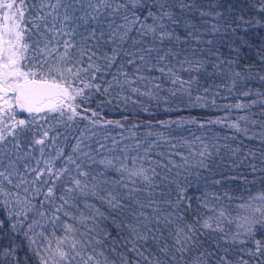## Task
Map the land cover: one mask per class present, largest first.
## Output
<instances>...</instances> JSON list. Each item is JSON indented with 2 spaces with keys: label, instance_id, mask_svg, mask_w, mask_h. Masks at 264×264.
<instances>
[{
  "label": "snow or ice",
  "instance_id": "obj_1",
  "mask_svg": "<svg viewBox=\"0 0 264 264\" xmlns=\"http://www.w3.org/2000/svg\"><path fill=\"white\" fill-rule=\"evenodd\" d=\"M252 7L264 17V0ZM233 12L228 0H0V239L9 238L3 264H19V236L36 264H264V189H246L234 206L222 203L234 199L227 191L189 193L200 188L190 176L199 179V170L223 162L218 143L193 134L188 154L176 153L182 162L162 163L151 158L156 142L141 152L136 124L119 140L99 134L125 126L105 118L106 106L141 104L139 97L177 103L165 111L215 107L208 94L219 95L221 85H202V73L227 79L229 93L252 95L244 88L251 68L237 70L238 59H225L220 46L240 28L264 25ZM230 51L238 57L239 49ZM256 96L226 107L264 105V92ZM158 123L227 126L264 145V122L253 132L249 125L258 122L249 115ZM224 147L229 168L248 161L264 184V151Z\"/></svg>",
  "mask_w": 264,
  "mask_h": 264
},
{
  "label": "trees",
  "instance_id": "obj_2",
  "mask_svg": "<svg viewBox=\"0 0 264 264\" xmlns=\"http://www.w3.org/2000/svg\"><path fill=\"white\" fill-rule=\"evenodd\" d=\"M228 2L233 6L234 15H243L246 19H256L260 20L261 24L264 25V17L252 7L255 0H228ZM239 37V38H238ZM230 46L232 48L239 49V55L237 53L230 51ZM264 48V26H253L249 27L247 31L242 28L238 29L235 35L229 34L223 38L222 44L220 46V51L223 53L225 59H238V64L235 65L237 70H244L250 67L253 79H250L244 85V88L250 89L252 95L244 97L240 95V90L233 93H229L227 88L223 85L228 84L227 79H221L220 76H213L208 74H201V84L214 88L215 85H221L218 89L219 95H215V91L209 92L210 98H215L216 106L213 107L209 105L207 108L198 107H184L179 105L181 111H165L166 107H177V103L165 104L163 101L157 103L156 101H150L146 97H139L141 104H132L129 102L127 106L119 104L118 106L114 103L113 105L106 106L103 109L105 118L113 120H121L124 123V128H109L99 130V134L104 136L107 133L109 136H115L117 140L121 139V134L123 136L130 135V129L132 125L136 124L138 127L132 129L136 131V140L142 142L141 152L143 149L148 147L149 142H156L155 147L152 149L151 158L161 161L162 163H168L169 160H174L177 163L182 162L181 157L176 155V153H181L183 155L188 154V148L185 141H192L195 136L202 137L205 142L213 141L221 146V155L224 157L223 162L219 159L215 162L212 172H207L204 170H199L201 172V177L190 176V179L200 185V188L191 187L189 193L193 196H200L203 191L207 190L209 192H215L223 196L224 192H229L233 196L231 202L224 200L222 203H231L233 206L240 201L235 199L237 197H247L249 193L246 189H251L252 193L255 194L262 189H264V184L261 183L260 173H250L248 168V161H245L238 169L229 168L228 165L231 163L230 153L224 145H229L231 147H241L244 152L248 150L256 151L258 154L264 151V145L257 140H249L239 133L227 126H221L217 124H206L204 128H200L198 125L190 124L184 125L183 127H177L173 125L171 128H165L158 122L161 120H175L181 117L183 118H195L200 122H206L207 120H215L225 116L229 117V120H236L238 117L243 115H249L251 119L256 120L258 123L255 126L251 124L249 127L253 132H259L260 122H264V116L260 113L264 111V105L257 103L252 108L248 109H228L227 105H234L236 103L248 104L252 100H257L256 93L264 92V81H260L257 78V74H264V58L259 55L260 50ZM183 54V53H182ZM210 61H214L215 57H210ZM139 63V62H138ZM173 63L175 61L173 60ZM129 71H133L131 66ZM212 69L209 66V73ZM147 74V73H146ZM151 75H159L158 73H151ZM187 78V74H184ZM166 87L170 85H165ZM202 92V89H201ZM162 96H167L166 92L161 93ZM135 98V97H134ZM103 99L102 97H97V100ZM175 99V98H173ZM92 107H96L93 103ZM147 108V111L142 110ZM127 117V120H124ZM151 125V126H150ZM151 131L154 134L148 136L147 133ZM161 133L163 138L158 137L155 133ZM237 136L236 140H232V136ZM218 138V139H217ZM136 140H124V144L132 145ZM241 141L243 143H241ZM111 144V139L107 141ZM175 145L176 147H173ZM162 153L163 155H159ZM258 163V160L255 161ZM190 171H197L192 169ZM223 174V176L221 175ZM229 175H242L246 176L249 181L255 179L256 183L245 184L243 179L238 180H227L224 177ZM221 179L222 183L220 185L213 184V180ZM4 213L0 211V218H3ZM17 242H22V246L17 249V260L19 264H36L35 258L32 257L31 251L27 247V241L24 237L19 236L16 238ZM9 244L8 235L5 233L3 238L0 239V251H2ZM0 264H3V257L0 256Z\"/></svg>",
  "mask_w": 264,
  "mask_h": 264
}]
</instances>
